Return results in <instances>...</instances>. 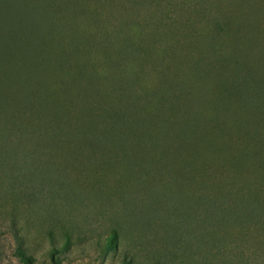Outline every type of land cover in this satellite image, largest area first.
<instances>
[{
  "label": "rangeland",
  "instance_id": "1",
  "mask_svg": "<svg viewBox=\"0 0 264 264\" xmlns=\"http://www.w3.org/2000/svg\"><path fill=\"white\" fill-rule=\"evenodd\" d=\"M92 18L109 22L113 18L116 22L130 20L134 23V31L139 28V23L147 24L149 20L157 23V44L149 42L147 46H247L252 48L253 56L258 53L256 46H264V0H0V46L6 51V59L13 64L20 62L29 46H85L79 42L78 35L84 29H91L86 23ZM166 19H170V24L165 23ZM132 33L131 36L136 38L137 33ZM63 35L68 36L69 42L59 43ZM77 52L76 62L86 64L87 57L80 50ZM99 57H93L94 64L102 68L103 59ZM262 60L249 61L256 63L252 72L257 71L258 65L264 68V57ZM3 63L0 61V106L4 97H19L13 85L15 80L7 81L2 76ZM191 64L170 62L167 65L183 76ZM162 65L146 62L143 64L145 70L138 71L142 68L135 62L123 63V74L134 71V77L131 76L129 81L124 77L131 88L132 98H128L130 108L134 110L132 117L138 111L137 104L149 102L145 94L159 82L157 72L160 71L156 69ZM234 65L236 71L240 69L236 62L218 64L221 81L230 77L231 72L227 69ZM205 75L207 77L209 73L205 72ZM89 79L86 75L78 79L77 84L84 86ZM92 87L100 91V97L108 105L100 116H96L99 112L97 103L76 98L79 107L88 112L86 123L90 124L89 128H96L100 118H104L107 124H114L112 119L121 108L120 101L124 100L117 101L112 90L101 88L98 80H92ZM172 95L177 96L175 104L179 106L183 95L179 98L173 87H168L164 100L168 101ZM74 96L68 97L73 100ZM154 102L156 99L153 105ZM183 114H179V119ZM49 118L50 115L46 117ZM69 118L71 121L73 116ZM45 123H28L27 126L24 123L26 134L19 136L18 127L10 126L6 130L0 122V264H20L13 255L18 240L35 258L33 264H43L47 259L49 233L61 239L64 231L71 236L83 237L85 241L71 248L68 255H60L59 264H121L113 252L105 259L99 258L93 238L109 232L113 220L126 219L131 212L133 215L136 205L135 214H139V208L142 214L138 215L141 218L138 226L142 225L143 233L155 237L160 244H167L166 249L162 248L166 255L178 256L175 264H179L180 256L185 252L192 254L193 264H264V202H204L203 193L208 188L218 195L225 192L223 187L230 182L228 174L232 168L222 162L220 165L216 153L209 171L214 180H204L205 174L200 175L188 156L178 166L174 164L167 168L166 165L160 171L151 166L149 153L140 151L147 147L149 152L158 148L165 150L166 140L132 138L125 145L119 141L122 150L104 142L106 138L95 139L97 143L93 140L89 144L81 137L70 136L61 143V139L38 136L41 127L47 126ZM239 123L244 122L239 120ZM110 129L113 132L112 127ZM60 130L61 133L67 131L68 124L60 125ZM104 130L109 131L107 127ZM259 131L264 133V127ZM223 132L220 134L234 140L239 134L231 124L223 125ZM169 151L165 150L163 155ZM232 152L230 156L233 157L238 153ZM251 152L248 160L258 162L262 158L260 164L264 165V153L257 159ZM263 178L264 172L257 170L252 182ZM169 180L171 184L165 183ZM206 181L213 182L206 184ZM144 193L153 197L164 193L165 197L175 196L179 202L172 199V202H156L160 204L156 206L153 202L141 201ZM151 207L156 211L150 210ZM230 209L235 214H230ZM148 214L150 225L147 220L142 221ZM222 214L234 216L237 223H227L231 221L227 219L212 232L211 227L218 223ZM139 217L128 219L135 221ZM203 237L211 240L209 247L199 242L192 249L177 248L179 239L189 241Z\"/></svg>",
  "mask_w": 264,
  "mask_h": 264
},
{
  "label": "trees",
  "instance_id": "2",
  "mask_svg": "<svg viewBox=\"0 0 264 264\" xmlns=\"http://www.w3.org/2000/svg\"><path fill=\"white\" fill-rule=\"evenodd\" d=\"M165 23L170 24V19H166ZM86 24L87 28L95 27L94 30L84 29L78 35L81 39L79 42L85 46H29L20 62L16 61L14 64L6 59V51L0 46V61L5 63L2 76L7 81L15 80L13 85L19 95L17 98L4 97L1 100L0 122L3 128L8 130L10 126L12 128L16 126L19 128V136H22L26 134L24 123L27 126L28 123L38 124L46 121L44 125L47 126L41 127L42 132L38 136L61 139V143L66 142L70 136H76L89 144H92L93 140L97 143L95 139L106 138L104 142L117 145L119 147L117 149L120 150L122 147L119 141L125 145V142L129 144L132 138L166 140L168 142L165 144V150H171L166 156L163 155L165 150L161 148L149 152L147 147L146 150L140 151L149 153L147 155L151 166L154 165L156 171H160L166 165L167 168L173 167L174 164L178 166L183 158L188 156L192 158L190 163L198 167L200 175L205 174L204 180L213 178L209 174L212 165L210 162L216 153L220 165L222 162L227 168L229 166L232 168L228 174L230 182L223 187L225 192L218 195H214L211 188H208L209 190L203 193L204 202H264V178L254 179L252 182L257 170L264 172V165L260 164L262 158L258 162H252L247 158L250 151L257 159L264 153V133H259V128L264 127V68L258 65L257 71L252 72L256 63L249 62L256 59L263 61L264 46H256L258 53H254L255 56L252 54V48L247 46H147L149 42L157 44L158 41L156 34L159 33V28L157 23L154 24L151 20L147 24L139 23V28L135 31L132 29L134 23L130 20L116 22L113 18L109 22L102 18H92ZM132 32L137 33L136 38L131 36ZM67 37L61 36L59 43L69 42L70 39ZM79 50L87 57L89 63L76 62L77 59L74 57ZM94 56L103 59L102 68L94 64ZM124 62H135L142 68L138 71L145 70L143 64L146 62L164 64L160 69H156L160 71L157 72L159 82L153 84L152 91L145 94L149 102L137 104L138 111L133 117L131 113L134 110H131L128 98H132L131 88L127 82L134 71L123 74ZM170 62L192 64L188 66L187 74L180 76L175 70L170 69L172 66L167 65ZM221 62L239 63L240 69L236 71V65L229 66L227 70L231 72L230 77L221 81L218 67ZM176 68L178 71L179 68ZM205 72L209 73L207 77ZM86 75H89L90 79L84 86L78 85V79ZM124 77H127L128 81ZM93 79L99 81L101 88L112 90V95L117 101L124 100L120 101L121 108L117 109L118 113L112 119L114 124H107L104 118H100L96 128H89L90 124L86 123L88 112L76 103V98H87V102L99 105L96 116L102 114L108 102H103L100 91L93 89ZM168 87L177 90L179 98L183 95L179 106L175 104L176 95H172L168 101L164 100ZM71 95H75L73 100L69 98ZM154 99L157 102L153 105ZM181 112L184 114L179 119ZM49 115L50 118L46 119ZM70 115L73 116V121H70ZM240 115L242 119H239ZM239 120L244 123H239ZM64 123L68 124V130L61 133L60 125ZM226 124L238 129L236 140L226 134H220L224 133L223 125ZM105 127L109 129L108 132L104 130ZM110 127L113 132L118 133H113ZM247 139L251 141L247 142ZM115 148H112L113 151ZM233 150L238 151L235 157L230 156L234 153ZM171 182L169 180L165 183ZM211 182L206 181V184ZM230 192L234 195L230 196ZM141 197V201L153 202L156 206L160 205L156 202H172V199L179 202L175 196L165 197L164 193L157 197L147 194ZM166 206L169 208V205ZM137 207L136 205L135 212ZM150 210L156 211V208L151 207ZM135 212L133 215L131 212L126 219L113 220L109 232L93 238V245L98 251L99 258L105 259L113 252L121 264H175L174 260L178 256L166 255V243L160 244L155 237L143 233L142 225L138 226L137 223L139 221L141 224L140 208L139 216ZM233 213L230 209V214ZM135 216L139 219L135 221L128 219ZM150 218L148 214L142 221L147 220V225H150ZM227 219L231 221L227 222ZM222 221L237 223L234 216L231 218L222 214L218 223L211 227L212 232ZM128 225L131 226L126 230ZM47 238L49 243L47 259L43 264H59L60 255H68L71 248L80 246L85 241L83 237L71 236L68 231H64L61 239L55 238L51 233ZM189 241L179 239L180 247L177 248L192 249L191 247L198 246L199 242H204L209 247L211 243L207 237ZM185 253L181 254L178 263L193 264L192 254ZM13 255L20 264L35 262L33 255L20 240L13 249Z\"/></svg>",
  "mask_w": 264,
  "mask_h": 264
}]
</instances>
